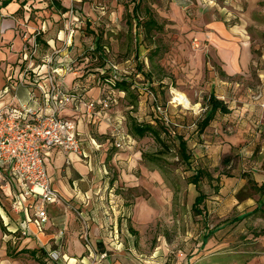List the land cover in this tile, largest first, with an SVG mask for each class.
I'll return each mask as SVG.
<instances>
[{
	"label": "rangeland",
	"instance_id": "obj_1",
	"mask_svg": "<svg viewBox=\"0 0 264 264\" xmlns=\"http://www.w3.org/2000/svg\"><path fill=\"white\" fill-rule=\"evenodd\" d=\"M40 1L47 13L57 10L55 2L59 0ZM87 3L95 14L89 21L79 23L71 15L60 20L69 26L68 33L75 31L76 45L72 43L69 50L74 63L86 75L95 74L96 81L95 68L105 70L103 76L109 74L113 78L111 69L108 70L110 64L117 66L118 74H132L139 65L144 72L136 77L129 75L131 93L119 100L118 107L126 119V126L121 128L125 135L123 142L131 147L119 150L108 145L107 152L114 154V160L111 155L102 162L109 175L105 179L106 189L102 188L99 194L98 211L107 236L100 242L102 247L94 246L97 249L92 251L106 254L98 264L106 262L109 254L112 257L122 254L116 257L122 264H264V195L258 189L264 182V145L247 139L211 160L206 157V148L202 147V156L195 152V137L185 131L193 158L196 162L205 158L201 163L212 176L211 182H201L207 197L200 205L201 215L194 216L191 207L197 192L186 183L189 174L186 166L178 164L173 149H162L165 168L149 161L150 155L160 150L159 143L149 135L134 138L128 127L132 119L148 121L152 105L166 107L167 119L185 127L205 113L207 98L214 92L215 77L222 73L208 42L211 35L208 39H197L195 34L208 21L222 22L231 40L238 38L239 44L245 43L242 46L247 48L239 50V58L243 61L250 55V64L232 80L238 83L240 93L258 94L259 70H264V0H87ZM68 6L72 15L79 12L72 2ZM135 6L137 13L132 12ZM35 11L39 10H31L30 19L37 16ZM117 12L118 16L112 15ZM149 18L160 27L153 28L150 35L137 25ZM39 19L53 18L44 15ZM53 20L54 24L61 23ZM99 49L104 59L100 58ZM98 85L104 95L111 92V86L104 80H99ZM177 94L188 100L187 108L175 100ZM141 153L147 157L143 158ZM110 188L122 199L114 203L117 205L114 210L108 207ZM128 189L133 190L128 193ZM215 228L203 244V234ZM83 243L91 245L89 238ZM7 248L14 257L10 260L12 264L14 261L53 264L41 251H37L35 257L39 261H36L26 252L16 253L19 246L10 244Z\"/></svg>",
	"mask_w": 264,
	"mask_h": 264
},
{
	"label": "crops",
	"instance_id": "obj_2",
	"mask_svg": "<svg viewBox=\"0 0 264 264\" xmlns=\"http://www.w3.org/2000/svg\"><path fill=\"white\" fill-rule=\"evenodd\" d=\"M2 1L0 0V111L12 108L22 120H29L31 117L26 110L38 116L50 114L51 103L45 99L50 81L45 57L54 53L53 67L72 65L77 70L75 74L61 77L54 75L52 80L58 89L69 96L60 116L75 121L82 153L67 154L51 149L44 156L50 186L57 192L60 201L46 206L47 221L42 225L36 222L33 212L28 208L33 201L31 197L25 198L17 210L12 208L14 197L19 192L14 181L10 186H0V264H12L10 260L14 257L8 254L7 248L10 244L19 246L16 253L41 248L49 259L56 252L59 257L55 264H92L91 251L93 248H101L100 242L107 236V232L101 228L102 219L98 211L101 208L99 194L102 188L106 189L105 179L109 175L102 162L108 161L112 155L107 152L108 145L119 150L125 146L131 147L126 142L118 147L114 141L115 130L126 126L125 116L118 107L124 94L112 91L115 102L106 110H100L98 106L94 109L86 108L84 102L99 100L106 95L98 85L99 81L95 80L96 75H86L71 57L72 50H69L72 43L73 46L76 45L75 36L68 33L69 26L60 21L61 17H70L69 10L65 13L58 10L47 13L40 0H10L5 6ZM59 1L66 9L69 2L77 7L79 12L71 16L72 20L79 23L89 21V17L95 15L87 0ZM31 10H39L34 12L37 16L33 19H30ZM132 12L137 13V10L132 9ZM44 15L56 18L61 23L54 24L56 20L53 19H39ZM112 15L118 16V12ZM227 29L222 22L212 20L205 22L203 29L195 33L197 39H208L211 35L208 42L214 49L222 72L219 77H215L213 93L229 109L226 114L217 113L200 137L205 144L195 149L202 156V147L206 148V157L211 160L216 158V154L228 153L231 147L247 139L264 145V70H259L258 94L240 93L237 90L238 83L232 77L242 74L251 58L248 55L241 61L239 50H246L247 47L242 46L245 43L239 44L238 38L231 40ZM24 32H27L28 38L23 36ZM33 39L37 50L33 57L28 58V45ZM116 156L115 154V159ZM111 160H114V154ZM119 201L122 199L115 194L114 188H110L109 209L114 210L117 206L114 203ZM138 204H142L140 200ZM87 238L91 242L90 246L83 243ZM116 257L120 258L122 254H114L113 257L109 254L102 264H122L121 259Z\"/></svg>",
	"mask_w": 264,
	"mask_h": 264
},
{
	"label": "built area",
	"instance_id": "obj_3",
	"mask_svg": "<svg viewBox=\"0 0 264 264\" xmlns=\"http://www.w3.org/2000/svg\"><path fill=\"white\" fill-rule=\"evenodd\" d=\"M72 13L73 11L69 10V14ZM73 32L71 30L70 34ZM23 36L29 37L27 32H24ZM33 40L28 45V58L33 57L37 50L35 39ZM54 55L53 53L45 57L50 74L45 99L51 103L50 114L38 116L26 110L31 117L29 120H22L16 116L12 108L0 111V186H10L15 182L19 192L12 202L14 210L20 207V203L25 198L31 197L33 201L28 208L40 225L47 221L46 206L60 201L59 195L50 186L43 161L44 156L51 149H58L67 154L82 153L75 121L60 116V111L69 96L58 89L52 80L54 75L61 77L65 74H75L77 70L72 65L53 67ZM110 69L113 79H117L119 75L117 66L110 64ZM110 93L99 100L84 102V105L88 109L98 106L100 110H106L115 102L112 91ZM157 112L169 122L165 109L158 106ZM193 128L195 126L192 123L190 129ZM115 131L114 141L116 146L120 147L125 135L120 129ZM105 256V253L95 254L91 251L92 264H98ZM58 257L59 254L56 252L51 254L54 260Z\"/></svg>",
	"mask_w": 264,
	"mask_h": 264
},
{
	"label": "trees",
	"instance_id": "obj_4",
	"mask_svg": "<svg viewBox=\"0 0 264 264\" xmlns=\"http://www.w3.org/2000/svg\"><path fill=\"white\" fill-rule=\"evenodd\" d=\"M10 0H3L2 5H7ZM55 5L57 7V10L60 13L67 12V9L61 6L60 1L55 2ZM136 6L133 8V11H136ZM137 25L142 26L145 29V33L150 35V32L153 28L159 29L160 27L157 25V23L149 18L144 23L137 22ZM98 50V53L100 55V58H103L102 56V50ZM104 59V58H103ZM106 62V61H105ZM110 68H108L109 70ZM95 71H97V79L98 81L104 80L105 83H108L111 86V91H116L117 93H123L124 95H130L131 93V86H132V79L129 82V75L132 77H136L137 75H144V72L142 70V66H138L137 71H134L132 74L124 72L123 74H119L117 79H111V75L109 74L103 76V73H105V70H101V68L97 69L95 68ZM131 107L134 106V101L130 104ZM158 105H152L151 111L152 116L150 119L146 122H137L136 120L132 119L129 122V132L130 134L137 139H141L147 135L153 138V140L157 143H159L160 150L157 151V153L150 155L148 158L149 161L154 162L156 165H159L162 168H165L163 161L161 160V154L162 149H165L166 151L172 150L175 153V156L177 158V162L179 165L184 164L186 166V170L188 171V175L186 176V183L193 185L196 189L197 195L194 198V201L192 203V212L194 216L201 215L202 211L200 209V205L204 202V200L207 197V194L202 190L201 188V182L204 180H207L209 182L212 181V176L209 172V170L206 168L204 163H201V161H205V158L200 159L198 162H196V159L193 158L192 151L190 150L189 146V139L185 136L187 132L190 131L191 135L195 137V143L193 146L199 147L200 145H204L203 140L200 138L201 135H203L206 131V129L209 127L210 123L215 119L217 113L220 114H226L229 112L227 104H225L222 100H219L214 93H210L207 98V104L204 108V114L194 119L191 124L193 123L195 128L190 130V124L188 126H179L178 124H174L172 122L165 121L163 115L159 114L157 112ZM163 109L166 110V107H163ZM179 127L180 130H179ZM171 144V145H170ZM172 148H171V147ZM141 156L143 158H146L147 156L143 153H141ZM226 161V159H225ZM209 162V161H208ZM227 162V161H226ZM250 181V180H249ZM260 193L264 195V182L258 187ZM133 189H128L127 192H131ZM139 195H135L133 197H138ZM243 218V217H242ZM238 218V220L242 219ZM212 229L207 231L206 234H203L202 236V243H206L208 237L214 233L216 230ZM27 253L30 254L31 257L35 258L36 261H39L38 258H36L37 251H42V253H46L45 251L40 249L37 250H26ZM24 252V250L20 251ZM50 260L56 263V260L50 257Z\"/></svg>",
	"mask_w": 264,
	"mask_h": 264
},
{
	"label": "bare ground",
	"instance_id": "obj_5",
	"mask_svg": "<svg viewBox=\"0 0 264 264\" xmlns=\"http://www.w3.org/2000/svg\"><path fill=\"white\" fill-rule=\"evenodd\" d=\"M175 100L179 101V103H181L184 108L189 106L188 100L182 95L177 94V98Z\"/></svg>",
	"mask_w": 264,
	"mask_h": 264
}]
</instances>
